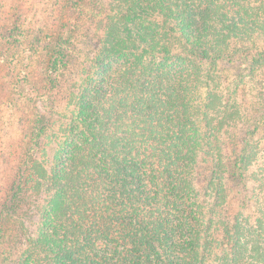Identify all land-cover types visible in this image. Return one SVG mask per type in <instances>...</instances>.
Masks as SVG:
<instances>
[{"label": "trees", "instance_id": "1", "mask_svg": "<svg viewBox=\"0 0 264 264\" xmlns=\"http://www.w3.org/2000/svg\"><path fill=\"white\" fill-rule=\"evenodd\" d=\"M50 1L0 0V264H264V0Z\"/></svg>", "mask_w": 264, "mask_h": 264}, {"label": "rangeland", "instance_id": "2", "mask_svg": "<svg viewBox=\"0 0 264 264\" xmlns=\"http://www.w3.org/2000/svg\"><path fill=\"white\" fill-rule=\"evenodd\" d=\"M48 1L49 0H5V8L8 15L19 16L22 13L26 14V19L34 24L36 22L35 13L46 6L50 7L53 5L52 1ZM55 2L56 1H54V3ZM50 10L51 8L49 11ZM244 75L246 80H249L247 85H252L262 77L264 78V67L257 72L254 80H252L247 71ZM33 104L34 103H30V107H32ZM25 107L28 106L22 103L21 108L16 109V101H13L11 98L4 97L0 101V183L2 185L5 175L7 174L8 166L15 160V157L19 155L22 147V139L25 138ZM254 135H256L255 138L259 142L258 146L261 148L260 154H264V130L261 131L260 135H257V133H254ZM262 162L264 163V155L262 157ZM200 178L203 179V172Z\"/></svg>", "mask_w": 264, "mask_h": 264}]
</instances>
